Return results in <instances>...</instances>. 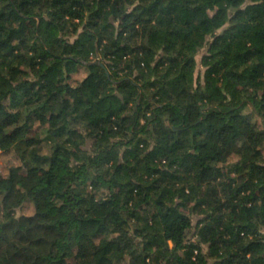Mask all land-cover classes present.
I'll use <instances>...</instances> for the list:
<instances>
[{
	"label": "trees",
	"instance_id": "trees-1",
	"mask_svg": "<svg viewBox=\"0 0 264 264\" xmlns=\"http://www.w3.org/2000/svg\"><path fill=\"white\" fill-rule=\"evenodd\" d=\"M0 150V264H264V0H0Z\"/></svg>",
	"mask_w": 264,
	"mask_h": 264
},
{
	"label": "rangeland",
	"instance_id": "rangeland-1",
	"mask_svg": "<svg viewBox=\"0 0 264 264\" xmlns=\"http://www.w3.org/2000/svg\"><path fill=\"white\" fill-rule=\"evenodd\" d=\"M204 51H202L198 55V60L201 59V55L203 54ZM201 69V66H199ZM85 75V72L81 69L79 72H76L75 74L72 75L73 79H78L82 78ZM34 151L39 152V153H46L49 154L50 150L47 145L44 143L38 144L32 147ZM19 162L15 158V154L13 152H5L0 150V174H7L9 171V168H11L13 165H17ZM20 212L24 213H32L34 211V207L32 204H26L22 209L19 210ZM192 240H195L194 236H190ZM71 261V260H70Z\"/></svg>",
	"mask_w": 264,
	"mask_h": 264
}]
</instances>
